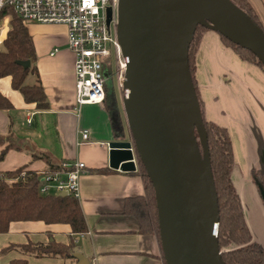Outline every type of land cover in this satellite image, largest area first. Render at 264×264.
Masks as SVG:
<instances>
[{
    "label": "crops",
    "instance_id": "obj_1",
    "mask_svg": "<svg viewBox=\"0 0 264 264\" xmlns=\"http://www.w3.org/2000/svg\"><path fill=\"white\" fill-rule=\"evenodd\" d=\"M245 1L264 29V0ZM33 24L27 27L35 49L36 72L28 73L24 81L28 85L40 82L48 108L38 109L35 102H26L11 86L10 76L0 77V94L10 103L6 109L0 108V133L11 130L60 160L85 163L79 177L78 200L87 231L74 235V252L82 253L94 264H165L159 236L141 233L137 219L125 212L127 199L145 194L139 165L135 163L133 171L108 165V142L121 135L126 140L131 138L123 109L114 100L110 105L105 101L77 110L73 55L67 47L66 27ZM55 48L57 51L51 55ZM195 79L205 118L230 134L234 156L231 179L247 226L258 230L260 225L264 227V207L251 172L257 169L264 176V72L239 58L210 29L204 32L195 54ZM83 129L88 132L86 140L81 139ZM22 166L37 172L45 170L42 159L32 158L28 151L9 149L0 161V172ZM70 233L69 225L64 223L13 221L7 232L0 233V264H9L13 258H26L28 264H63L58 257L1 250L28 241L54 239L68 243Z\"/></svg>",
    "mask_w": 264,
    "mask_h": 264
},
{
    "label": "water",
    "instance_id": "obj_2",
    "mask_svg": "<svg viewBox=\"0 0 264 264\" xmlns=\"http://www.w3.org/2000/svg\"><path fill=\"white\" fill-rule=\"evenodd\" d=\"M220 9L242 31L231 28ZM197 13L204 22L195 19ZM198 23L264 63V29L232 0L118 1L117 36L127 59L122 106L131 138L121 135L108 142V165L123 171L143 165L155 194L165 264H226L218 244L219 206L205 129L188 63ZM18 64L28 68L30 61ZM73 256L74 264H89L82 253Z\"/></svg>",
    "mask_w": 264,
    "mask_h": 264
},
{
    "label": "trees",
    "instance_id": "obj_3",
    "mask_svg": "<svg viewBox=\"0 0 264 264\" xmlns=\"http://www.w3.org/2000/svg\"><path fill=\"white\" fill-rule=\"evenodd\" d=\"M263 28L253 8L245 0H232ZM28 25L15 15L11 16L7 38L0 46V77L10 76L11 86L18 90L26 102H35L38 109L48 108L46 95L39 81L28 85L25 77L36 72L34 62L35 49ZM208 26L198 23L189 46L188 63L192 82L197 94L201 117L206 135L211 171L216 188L219 223L218 244L221 257L226 264H264V249L255 241L247 226L240 197L231 179L234 156L231 137L228 130L207 120L203 114L202 101L199 98L195 79V54ZM215 31V30H214ZM223 44L231 47L244 61L254 64L264 72V63L250 50L234 44L232 41L215 31ZM19 60H29L30 66L24 68ZM106 89V98L108 97ZM108 105V104H107ZM10 103L0 94V108L6 109ZM200 152L203 147L195 130ZM0 161L9 149L28 151L32 158H40L45 162V172L63 169L62 163L67 162L52 156L49 152L38 150L35 145L24 137L15 135L11 130L0 133ZM139 170L145 183V194L125 201V212L133 215L139 223L141 233H158L157 208L155 194L143 165ZM97 171H103L98 169ZM24 172L22 176L21 173ZM252 180L257 186L264 207V176L252 170ZM40 180L36 170L18 167L14 170L0 172V233L7 232L13 221H43L46 224L64 223L70 227L68 243L49 239L47 242H31L10 244L1 253L15 249L23 255L34 257H58L63 264H73L74 235L87 231V224L79 200L72 194L65 196L52 193L42 194L39 191ZM231 245H233L231 247ZM9 264H28L26 258H13Z\"/></svg>",
    "mask_w": 264,
    "mask_h": 264
},
{
    "label": "built area",
    "instance_id": "obj_4",
    "mask_svg": "<svg viewBox=\"0 0 264 264\" xmlns=\"http://www.w3.org/2000/svg\"><path fill=\"white\" fill-rule=\"evenodd\" d=\"M119 0H0V46L7 38L10 19L15 15L28 25L62 24L66 27L67 47L73 55L75 106L103 103L106 97L104 73L114 67L121 97L127 59L117 36ZM55 48L51 55L56 52ZM113 64V65H112ZM81 139L88 138L86 129ZM131 150L134 152L133 147ZM135 162V157L133 156ZM55 172L38 171L39 191L60 195L63 192L79 198V177L85 163H62ZM24 175V172L21 173ZM89 264H94L89 262Z\"/></svg>",
    "mask_w": 264,
    "mask_h": 264
},
{
    "label": "rangeland",
    "instance_id": "obj_5",
    "mask_svg": "<svg viewBox=\"0 0 264 264\" xmlns=\"http://www.w3.org/2000/svg\"><path fill=\"white\" fill-rule=\"evenodd\" d=\"M32 25H34V24L33 23H28V26H32ZM65 37L67 38V34L66 33H65ZM104 77L106 78V89L108 90L109 97L111 98L112 101L115 100V102L118 103L119 107L123 109L121 91H120V89H119V87L117 85V82H116V76L114 74V67L112 68L111 71H106L104 73ZM248 227H249V231H250V233L252 235L253 241L258 243L264 249V227L262 225H260L259 227L257 226L258 230L255 229L250 224H249ZM157 235L159 236L158 233H157ZM232 246L233 245H231V247Z\"/></svg>",
    "mask_w": 264,
    "mask_h": 264
},
{
    "label": "bare ground",
    "instance_id": "obj_6",
    "mask_svg": "<svg viewBox=\"0 0 264 264\" xmlns=\"http://www.w3.org/2000/svg\"><path fill=\"white\" fill-rule=\"evenodd\" d=\"M219 15L227 22V24L231 28L242 31L241 25L234 19V17L228 11L224 9H220ZM195 19L199 21H203L202 15L198 13L195 15Z\"/></svg>",
    "mask_w": 264,
    "mask_h": 264
},
{
    "label": "flooded vegetation",
    "instance_id": "obj_7",
    "mask_svg": "<svg viewBox=\"0 0 264 264\" xmlns=\"http://www.w3.org/2000/svg\"><path fill=\"white\" fill-rule=\"evenodd\" d=\"M106 102L108 105L113 104V101L111 100L109 96L106 98Z\"/></svg>",
    "mask_w": 264,
    "mask_h": 264
}]
</instances>
